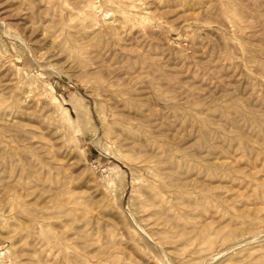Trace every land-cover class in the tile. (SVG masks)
Listing matches in <instances>:
<instances>
[{
	"label": "rangeland",
	"instance_id": "rangeland-1",
	"mask_svg": "<svg viewBox=\"0 0 264 264\" xmlns=\"http://www.w3.org/2000/svg\"><path fill=\"white\" fill-rule=\"evenodd\" d=\"M0 264H264V0H0Z\"/></svg>",
	"mask_w": 264,
	"mask_h": 264
},
{
	"label": "bare ground",
	"instance_id": "bare-ground-1",
	"mask_svg": "<svg viewBox=\"0 0 264 264\" xmlns=\"http://www.w3.org/2000/svg\"><path fill=\"white\" fill-rule=\"evenodd\" d=\"M32 6H33V5H32ZM63 6H64V5H63ZM74 7H75V4H74ZM75 8H76V7H75ZM38 9H39V8H38ZM46 12H47V11H46ZM55 16H56V15H55ZM55 18H57V17H55ZM39 20H40V19H39ZM39 20H37V21L39 22ZM40 21H41V20H40ZM42 21H43V20H42ZM59 21H60V20H59ZM40 25H42V24H40ZM40 27H41V26H40ZM62 27H63V26H62ZM121 28H122V27H121ZM33 29H34V28H33ZM38 30H39V29H38ZM118 53H119V52H118ZM114 54H115V53H114ZM112 92H113V91H112ZM113 93H115V92H113ZM117 93H118V92H117ZM117 93H116V94H117ZM116 94H115V95H116ZM105 101H106V100H105ZM112 101H113V100H112ZM115 104H116V103H115ZM112 108H114V107H112ZM115 108H117V107H115ZM115 110H117V109H115ZM109 111H111V110L109 109ZM115 112H116V111H115ZM117 116H118V115H117ZM121 123H122V122H121ZM116 130H117V129H116ZM41 148H43V147H41ZM3 151H4V150H3ZM33 151H34V150H33ZM36 152H37V150H36ZM36 152H35V153H36ZM4 155H6L5 152H4ZM45 155H46V154H45ZM51 155H52V154H51ZM37 156H38V154H37ZM5 157H6V156H5ZM25 159H26V158H25ZM43 163H44V162H43ZM43 163H42V164H43ZM28 164H29V163H28ZM47 165H48V164H47ZM45 166H46V165H45ZM31 167H32V166H31ZM42 167H43V166H42ZM31 170L34 171L33 169H31ZM45 173H46V172H45ZM45 173H44V174H45ZM30 174H32V173H30ZM50 174H51V173H50ZM33 176H34V175H33ZM45 176H46V175H45ZM18 188H19V187H18ZM14 190H15V188H14ZM42 190H43V189H42ZM16 191H17V190H16ZM17 192H18V191H17ZM46 192H47V191H46ZM56 199H57V198H56Z\"/></svg>",
	"mask_w": 264,
	"mask_h": 264
}]
</instances>
